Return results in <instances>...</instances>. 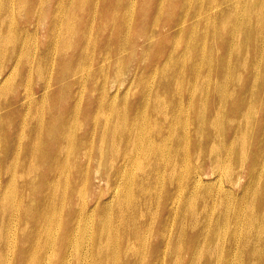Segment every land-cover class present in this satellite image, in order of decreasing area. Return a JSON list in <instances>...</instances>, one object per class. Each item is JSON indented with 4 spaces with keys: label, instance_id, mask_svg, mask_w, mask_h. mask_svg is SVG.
Listing matches in <instances>:
<instances>
[{
    "label": "bare ground",
    "instance_id": "6f19581e",
    "mask_svg": "<svg viewBox=\"0 0 264 264\" xmlns=\"http://www.w3.org/2000/svg\"><path fill=\"white\" fill-rule=\"evenodd\" d=\"M45 2L0 17V264H264V104L237 74L239 14L264 0H67L52 20Z\"/></svg>",
    "mask_w": 264,
    "mask_h": 264
},
{
    "label": "rangeland",
    "instance_id": "374dc122",
    "mask_svg": "<svg viewBox=\"0 0 264 264\" xmlns=\"http://www.w3.org/2000/svg\"><path fill=\"white\" fill-rule=\"evenodd\" d=\"M49 1H53V3L56 4L55 9H53V6L49 3ZM66 1L67 0H63L62 2L58 3L57 0H46L45 4H46L47 8H51V11H52V15L49 18V20H52L53 17L55 15H57V12H58L57 6L58 5L59 6L63 5L66 8V3H65ZM79 1L80 0H76L77 3H79ZM153 1H155V0H145V3H147L148 5H152L151 3ZM258 3L259 2H257L252 7L245 6L246 11H243L242 12L243 14H239L240 19L242 20L241 23H242L243 31L245 32V34L253 33L255 35V41L253 43H250V44H246L245 42H243V44H242L243 55L241 58H242V60L249 61V63H250V65H247V71H245V70L244 71L245 72L250 71V72L244 75L243 73L238 71L237 74L243 75L244 78L247 75H249V85L248 86H249V89H251V94L243 96V97H245L246 100L248 97L253 98L255 100V102L257 103V105L259 106V104H262V103L264 104V34L260 30L261 22L264 21V9L258 10L257 9ZM7 4H8V0H1L0 1V17L7 16L8 11H9ZM220 4H222V3H220ZM220 4L206 6L205 11L215 15V14H217V11L220 7ZM114 7H116L114 4L103 6V8H102V10H103L102 21L114 20V19H118L120 17L121 8H114ZM94 10H95V7L92 9L91 12L94 13ZM250 12H252L253 16L259 17L260 22L258 23L257 26L253 25L249 22L250 21ZM151 13H152V11L148 12V17H150ZM153 13L156 16V13L155 12H153ZM77 16H78V19H80L82 21L89 18V14H86L84 11L79 12ZM165 16L168 17L167 12H166ZM171 18L174 19L175 16H171ZM10 21H11V18H10L9 22ZM119 28L114 30L115 32L113 35L109 31H98L100 36L95 34V39L94 38L92 39L91 48L99 46V47H101V49L105 48V50H106V48H109L111 50L113 47H117L119 45L118 38H119L120 34L123 33V30H119ZM199 28L196 31H198ZM255 28H257V31H255ZM140 29H144V27H142L140 25V26H136L135 28H133V32H134L133 35H135L138 31H140ZM96 32H97V29H96L95 33ZM103 34L107 38L102 37ZM222 37H226V34L222 33ZM186 38H187L186 34L184 36H179V35L168 36L165 40V43H164L165 51H164L163 55L166 56L168 54V50H169V47H170L172 41H177V42H180L183 44L185 42ZM44 45L46 47H48L50 45V42L44 41ZM211 48L220 50L219 44L217 42L211 41V40L206 41L204 43V45L199 48V50L206 52ZM72 49H73V46H72ZM223 55H225V56L222 57V61H223V63L227 64V62L229 61V55L225 51H224ZM258 59H261L260 65L256 69L251 70V67H253L254 62ZM175 61L179 64V62L181 61V58L175 57ZM139 62H141V65H145L144 68H145V71H147L150 68V65L152 63V59L149 57L147 60H143L141 58H133V59L127 60L126 61V69L131 68V67H135V65H137ZM231 63H232V59H231ZM163 69H164V67H161L159 71L161 72ZM237 70L238 69H236V71ZM88 72H89V69L86 68L84 70V74L85 73L88 74ZM106 72H107V69H105V73ZM149 72L150 71L144 72V75L148 74ZM80 76L81 75H78V77H80ZM251 76H254V78L252 80H251ZM124 78H126V77H124V75L120 78H116L112 73L110 74V76H108L109 81L112 83L117 82L118 79H124ZM145 79H143L141 81V84H144ZM136 87L137 86H135L134 89ZM138 87H140V85H138ZM77 90L80 91L79 85H77ZM89 90H90V86L87 84L85 89H82L81 92L79 93V95L80 96L89 95L88 94ZM100 92L101 91L98 90V91H96V94L100 95ZM120 99L123 100V97H121ZM177 133H182V132L177 131L176 134ZM205 170L206 171L209 170L208 165L206 166ZM208 177H210V176L208 175ZM10 186H12V185H10ZM183 244H186V246H188L190 244V242L188 239H186V241H184L182 243V246H183ZM195 257H198V255H195L194 253H192L191 255H189L188 258H195ZM186 258L187 257L185 256L180 261L186 264L187 263ZM167 264H169V263H167Z\"/></svg>",
    "mask_w": 264,
    "mask_h": 264
}]
</instances>
